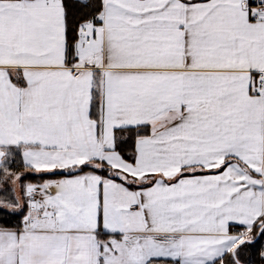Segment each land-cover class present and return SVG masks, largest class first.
I'll use <instances>...</instances> for the list:
<instances>
[{"label":"snow or ice","instance_id":"6c2138e0","mask_svg":"<svg viewBox=\"0 0 264 264\" xmlns=\"http://www.w3.org/2000/svg\"><path fill=\"white\" fill-rule=\"evenodd\" d=\"M0 264H264V0H0Z\"/></svg>","mask_w":264,"mask_h":264}]
</instances>
